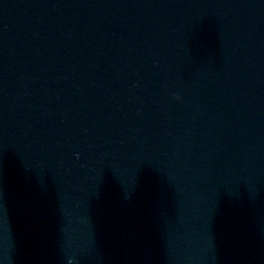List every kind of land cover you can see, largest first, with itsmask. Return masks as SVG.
<instances>
[{
	"label": "water",
	"instance_id": "95a60500",
	"mask_svg": "<svg viewBox=\"0 0 264 264\" xmlns=\"http://www.w3.org/2000/svg\"><path fill=\"white\" fill-rule=\"evenodd\" d=\"M0 264H264V0H0Z\"/></svg>",
	"mask_w": 264,
	"mask_h": 264
}]
</instances>
